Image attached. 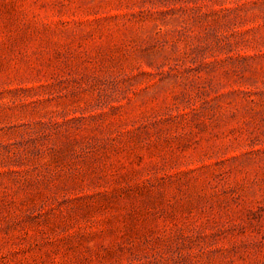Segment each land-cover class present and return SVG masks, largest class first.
Returning <instances> with one entry per match:
<instances>
[{
    "label": "rangeland",
    "instance_id": "obj_1",
    "mask_svg": "<svg viewBox=\"0 0 264 264\" xmlns=\"http://www.w3.org/2000/svg\"><path fill=\"white\" fill-rule=\"evenodd\" d=\"M0 264H264V0H0Z\"/></svg>",
    "mask_w": 264,
    "mask_h": 264
}]
</instances>
